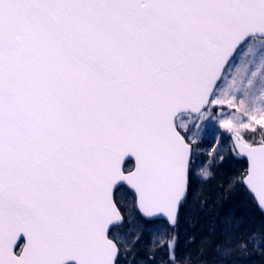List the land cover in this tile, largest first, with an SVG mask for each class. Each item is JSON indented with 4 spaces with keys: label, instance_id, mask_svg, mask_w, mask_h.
<instances>
[{
    "label": "snow or ice",
    "instance_id": "obj_1",
    "mask_svg": "<svg viewBox=\"0 0 264 264\" xmlns=\"http://www.w3.org/2000/svg\"><path fill=\"white\" fill-rule=\"evenodd\" d=\"M225 156L264 212V0H0V264H133L126 218L177 225Z\"/></svg>",
    "mask_w": 264,
    "mask_h": 264
},
{
    "label": "trees",
    "instance_id": "obj_2",
    "mask_svg": "<svg viewBox=\"0 0 264 264\" xmlns=\"http://www.w3.org/2000/svg\"><path fill=\"white\" fill-rule=\"evenodd\" d=\"M245 166V159L237 157L228 161L225 156V161L216 165V179L208 181L200 199L181 209L178 223L172 228L177 256L190 254L193 264H217V246L224 240L225 217L234 213L239 223L232 228L237 238L232 241L233 255L228 264H264V248H254L251 244L247 250L238 247L249 234H255L257 241L261 240L264 236V213L256 206L251 194L233 193L226 189L227 177Z\"/></svg>",
    "mask_w": 264,
    "mask_h": 264
},
{
    "label": "rangeland",
    "instance_id": "obj_3",
    "mask_svg": "<svg viewBox=\"0 0 264 264\" xmlns=\"http://www.w3.org/2000/svg\"><path fill=\"white\" fill-rule=\"evenodd\" d=\"M251 59V57H249ZM205 121L204 124H207ZM199 131V137L197 143L201 144L203 151L201 152V161L204 164H209V161H214L215 153L211 156L208 153L213 147H218L213 141V135L215 134L223 141V130L216 132L214 127H204L202 124ZM126 188V187H125ZM120 199L131 200V197L127 192L117 193ZM122 236L125 244L127 245L131 253H135V258L131 257V260H152L156 261V264H161L162 259H167V241L175 236V232L170 228L166 222L158 220L156 224H150L147 220H141L139 223L134 219L132 222H128L126 218L125 231L122 232ZM165 241L161 246L159 240Z\"/></svg>",
    "mask_w": 264,
    "mask_h": 264
},
{
    "label": "water",
    "instance_id": "obj_4",
    "mask_svg": "<svg viewBox=\"0 0 264 264\" xmlns=\"http://www.w3.org/2000/svg\"><path fill=\"white\" fill-rule=\"evenodd\" d=\"M245 159H246V158H245ZM125 186H127V185H125ZM160 219H165V220L167 221V217H164V216H161ZM167 222H168V221H167ZM170 226H173V225L170 224Z\"/></svg>",
    "mask_w": 264,
    "mask_h": 264
}]
</instances>
